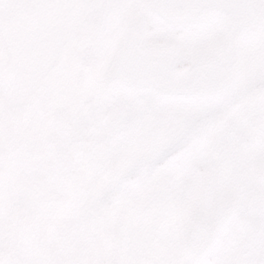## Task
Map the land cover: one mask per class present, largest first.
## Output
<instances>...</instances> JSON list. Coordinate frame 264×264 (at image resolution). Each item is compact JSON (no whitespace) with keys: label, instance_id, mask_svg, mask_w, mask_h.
<instances>
[{"label":"bare ground","instance_id":"bare-ground-1","mask_svg":"<svg viewBox=\"0 0 264 264\" xmlns=\"http://www.w3.org/2000/svg\"><path fill=\"white\" fill-rule=\"evenodd\" d=\"M124 3L0 0V46L7 34L13 44L26 47L28 22L40 20L28 52L35 57L33 68L6 59L10 82L0 90V124L12 133V157L0 165V219H7L3 252L18 264H32L29 250L37 244L45 264H109L116 255L125 264H177L180 257L176 205L192 187L198 194L205 190L195 174L210 163L212 126L197 122L156 149L169 120L159 116L154 101L147 118L140 117L138 102L129 104L127 115L108 130L105 118L112 105L87 104L98 95L91 79L95 69L73 68L81 59L92 65L108 42L115 45ZM56 12H64L59 27L53 25ZM153 27L146 18L149 37ZM119 114L111 115L112 123ZM21 205L47 220L41 240L35 236L29 247L16 251L9 218ZM69 215L66 224L63 216ZM259 242L242 243L244 256L234 262L264 264V238ZM227 259L220 264H231Z\"/></svg>","mask_w":264,"mask_h":264},{"label":"flooded vegetation","instance_id":"flooded-vegetation-1","mask_svg":"<svg viewBox=\"0 0 264 264\" xmlns=\"http://www.w3.org/2000/svg\"><path fill=\"white\" fill-rule=\"evenodd\" d=\"M260 32L259 28L251 32L246 39V45L257 48L264 54L263 36ZM143 102L154 101L145 99ZM157 104L159 116H167L169 124L165 126L164 134L158 138L156 148L166 145L197 122L207 121L214 130L212 163L215 162V167L204 175L195 174L197 182L206 186L202 194H198L196 188L192 187V190L183 193L176 205L179 216L176 224L180 227L176 240L181 249L177 264H201L187 258L183 253L192 223L214 219L222 200L231 198L233 201V198L237 197L238 203L232 223L222 228L216 242V250L203 263L219 264L216 254L223 239H229L232 245L233 239H242L245 233H248L250 222L247 216L256 217L254 237L264 238V68H240L236 91L215 100L200 102L165 99L161 100V104ZM249 186L262 190L254 193L257 208H246V201L249 199L246 192H249ZM72 218V215L63 216L66 224ZM6 220L0 219V264H18L16 259L11 260L3 252V247L7 244V233L3 226ZM45 220L47 217L27 208L9 218L13 223L14 250L22 251L29 247L35 236L41 240V224ZM55 226L58 227V220L55 221ZM258 243L260 244L259 241L255 242ZM29 251L32 264H45V252L41 245H33ZM115 257L109 264H125L118 255Z\"/></svg>","mask_w":264,"mask_h":264},{"label":"water","instance_id":"water-1","mask_svg":"<svg viewBox=\"0 0 264 264\" xmlns=\"http://www.w3.org/2000/svg\"><path fill=\"white\" fill-rule=\"evenodd\" d=\"M141 6L154 21L170 30L206 29L209 15L213 14L216 20H228L222 26L226 37L207 52L194 54L192 65L178 73L176 66L184 59V52L168 43H145L144 18L137 16L124 31L105 69L103 91L120 85L132 94L148 91L163 98L207 101L236 88L240 47L245 34L261 15L252 0H142ZM8 81L0 49V83L7 84ZM10 159L9 141L0 125V164ZM231 203H222L221 209L228 208ZM230 214L231 209H228L224 223ZM220 224L221 221H214L195 225L186 254L195 259L208 255Z\"/></svg>","mask_w":264,"mask_h":264},{"label":"rangeland","instance_id":"rangeland-1","mask_svg":"<svg viewBox=\"0 0 264 264\" xmlns=\"http://www.w3.org/2000/svg\"><path fill=\"white\" fill-rule=\"evenodd\" d=\"M140 1L141 0H125L126 4L124 3L123 7V12L121 15L118 17L116 21V26L114 30V41L117 42L118 38L126 28V26L129 24V22L138 15H144V12L140 6ZM256 2L262 7V10L264 12V0H256ZM64 12H56L54 19H53V25L55 26H60L64 22V17L63 16ZM146 18L150 19L148 16ZM153 23V36L147 37L149 42H168L174 46L180 47L184 49L187 53L188 56L186 60H184L179 69L183 70L187 68L190 64V56L194 52H203L209 49L212 46L218 45L222 42L224 35L222 34L220 27L215 25L211 26L207 30H191L188 32L184 31H169L166 27L157 24L151 19ZM28 27L26 29L27 32V37L26 41L28 42L26 47L21 46V44H13L12 43V37L10 35H3V42L1 44V47L3 48L5 52L6 59L12 60L16 64H20L22 68H33L34 62H35V57H31V55L28 53L30 51L29 46L31 45V42L36 36V33H40V20H33L30 19L28 22ZM258 28L261 30L260 34L264 35V16L260 20L257 28L255 30H258ZM29 48V49H28ZM114 45L111 42H108L107 45L104 47V51L100 54L99 59L95 60L93 64H88L87 60L81 59L78 60L73 68H79V70L82 72L84 68H94L95 72L92 75V81L93 83L97 86L96 87V92L98 93V100L105 101L109 104L112 105V113L117 114L118 117L116 118L115 122L119 123L121 120V117L124 115L126 112V105L130 101L128 96V93L123 89L119 88L118 86L113 87L108 93H104L101 89V80L103 78V72L104 69L111 57L112 51H113ZM256 52L253 51L252 48L249 47H244L242 51V68H264L263 64H260L259 59L260 57V51L255 50ZM59 57L57 53H54L52 56V62L54 63V68L58 64ZM88 64V65H87ZM83 68V70H82ZM7 87V86H6ZM0 90L5 91V86L0 85ZM113 92V95H112ZM119 93V98L116 99V93ZM112 96V97H111ZM111 97V98H110ZM115 97V98H114ZM148 99V100H154L157 103L161 104V100L156 98V96H142V99ZM132 102H138L137 100H132ZM131 103V102H130ZM139 103V102H138ZM167 103V102H166ZM152 104V103H151ZM140 117L142 118H147L149 116L150 108L148 105H140ZM148 112V113H147ZM5 117V116H4ZM7 126L9 123V119H7ZM8 130V133L12 135L10 132L9 128L6 127ZM8 134V135H9ZM214 160V159H213ZM215 167V162L209 163L207 165V171L212 170ZM232 186H235V184H230ZM247 186V185H246ZM254 186L250 188L247 187L248 193L246 192V196L249 197V199L246 201V208H257L255 198H254ZM197 191V190H196ZM11 193V192H10ZM264 196V193H263ZM198 202V201H197ZM22 208V206H21ZM27 208V207H24ZM249 222H250V227L248 228V233H245L244 238L240 239H233V244H231L230 240L227 238L223 239L222 245H220L218 252L216 254V257L219 259V262L224 258H228V261H232L231 264H236L234 260L236 259L237 256H240L241 258L244 256L243 250H241V245L242 243H246V245H254L256 241H259L258 238H255L253 235V227L257 224V222L254 221L256 219L255 216H247L246 217ZM258 218V217H257ZM232 240V239H231ZM241 240H244V242H241ZM226 241H229L228 243ZM225 244V245H223ZM220 264V263H219Z\"/></svg>","mask_w":264,"mask_h":264}]
</instances>
